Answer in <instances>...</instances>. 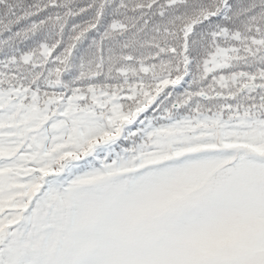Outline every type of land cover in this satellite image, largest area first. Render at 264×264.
<instances>
[{
	"label": "snow or ice",
	"instance_id": "obj_1",
	"mask_svg": "<svg viewBox=\"0 0 264 264\" xmlns=\"http://www.w3.org/2000/svg\"><path fill=\"white\" fill-rule=\"evenodd\" d=\"M0 264H264V0H0Z\"/></svg>",
	"mask_w": 264,
	"mask_h": 264
}]
</instances>
